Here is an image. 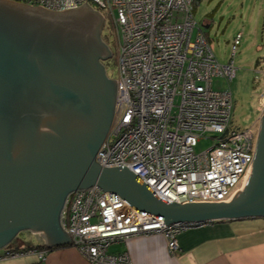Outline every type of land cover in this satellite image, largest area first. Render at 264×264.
Wrapping results in <instances>:
<instances>
[{
  "label": "built area",
  "instance_id": "1",
  "mask_svg": "<svg viewBox=\"0 0 264 264\" xmlns=\"http://www.w3.org/2000/svg\"><path fill=\"white\" fill-rule=\"evenodd\" d=\"M91 1L110 24L115 50L116 98L109 135L98 148L101 167L126 166L168 202L229 201L243 187L254 158L251 128L230 129L231 91L214 90L212 77L235 74L233 59L221 64L196 26L199 0H29L60 11ZM112 25V26H111ZM237 33L232 55L240 43ZM264 66V63L262 61ZM256 110L264 113V87ZM209 134V136H207ZM200 137L213 144L196 152ZM60 224L89 264H132L127 252L108 247L137 236L162 234L170 254L177 237L196 224H165L140 213L120 195L92 185L70 193ZM200 226V225H199ZM36 252L41 260L47 250ZM21 251H6L13 257Z\"/></svg>",
  "mask_w": 264,
  "mask_h": 264
},
{
  "label": "water",
  "instance_id": "2",
  "mask_svg": "<svg viewBox=\"0 0 264 264\" xmlns=\"http://www.w3.org/2000/svg\"><path fill=\"white\" fill-rule=\"evenodd\" d=\"M103 24L86 1L53 11L0 0V249L21 231L40 233L47 248L71 244L61 211L70 193L92 185L167 225L264 217V113L251 174L229 201L168 202L126 166L95 161L117 86L102 63L112 56Z\"/></svg>",
  "mask_w": 264,
  "mask_h": 264
},
{
  "label": "rangeland",
  "instance_id": "3",
  "mask_svg": "<svg viewBox=\"0 0 264 264\" xmlns=\"http://www.w3.org/2000/svg\"><path fill=\"white\" fill-rule=\"evenodd\" d=\"M89 4L93 5V2ZM194 19L196 26L193 29V35L200 26L218 62L227 64L230 59H233L236 67L231 80L221 75L212 77L214 90L228 89L231 91L234 101L232 126L252 127L256 131L255 127L260 117L256 105L264 87V66L262 64V61L264 63V0H199L194 9ZM109 26V21H106L104 30L107 33ZM237 33L241 34L240 43L232 55V43ZM116 44L117 41L112 42V56L102 61L108 77L114 80L116 66L113 48H116ZM255 142L256 137L254 146ZM212 144V138L200 137L194 149L200 152ZM18 237L23 241L36 242L35 236L30 231H21ZM34 250L40 251L41 249L35 248ZM109 251L113 252L111 248Z\"/></svg>",
  "mask_w": 264,
  "mask_h": 264
},
{
  "label": "crops",
  "instance_id": "4",
  "mask_svg": "<svg viewBox=\"0 0 264 264\" xmlns=\"http://www.w3.org/2000/svg\"><path fill=\"white\" fill-rule=\"evenodd\" d=\"M36 242L17 237L0 250V264H89L72 245L53 247L41 260L27 251L4 257L6 249L23 250L30 245L44 246L40 233H31ZM178 250L170 254L162 234L137 236L113 243V253L125 251L132 264H264V217L223 220L191 227L177 237ZM111 252V251H109Z\"/></svg>",
  "mask_w": 264,
  "mask_h": 264
},
{
  "label": "flooded vegetation",
  "instance_id": "5",
  "mask_svg": "<svg viewBox=\"0 0 264 264\" xmlns=\"http://www.w3.org/2000/svg\"><path fill=\"white\" fill-rule=\"evenodd\" d=\"M31 6H34L35 7V5H31ZM37 7V6H36ZM106 27V24H103L102 25V27H101V29H100V37H101V39H102V41L110 48V37H109V35H108V33H109V31H110V29L108 30V33L104 30V28ZM256 131L251 127V129H253L252 131H253V133H254V135H257V131H258V122H257V124H256Z\"/></svg>",
  "mask_w": 264,
  "mask_h": 264
},
{
  "label": "clouds",
  "instance_id": "6",
  "mask_svg": "<svg viewBox=\"0 0 264 264\" xmlns=\"http://www.w3.org/2000/svg\"><path fill=\"white\" fill-rule=\"evenodd\" d=\"M28 4V3H27ZM31 5V4H30ZM36 6V5H35ZM89 6H91V5H89ZM92 8H94L93 6H91ZM95 10H97L96 8H94ZM98 11V10H97ZM102 15V14H101ZM103 16V15H102ZM103 19H104V17H103ZM104 24H106V20L104 19ZM110 27V26H109ZM110 29V28H109ZM109 37H110V31H109ZM112 48V43H111V40H110V50H112L111 49ZM113 50H114V48H113ZM114 52H115V50H114ZM111 53L113 54V52L111 51ZM114 61H115V54H114ZM108 76V75H107ZM234 102V101H233ZM113 116H114V114H113ZM112 123H113V119H112ZM111 127H112V124H111ZM111 127H110V130H109V133H110V131H111ZM109 133L107 134V136L109 135ZM106 136V137H107ZM255 137L257 138V135H255ZM256 143V142H255ZM9 245H11V243L9 244ZM9 245H7L6 247L8 248V246ZM69 245H72V244H69ZM5 248V247H4ZM30 249H35V248H28V249H23V250H20L21 252H24V251H27V250H30ZM43 249H45V250H47L46 248H43ZM43 249H41V250H43ZM6 251H11V252H14V251H17V250H12V249H6ZM48 252V251H47Z\"/></svg>",
  "mask_w": 264,
  "mask_h": 264
},
{
  "label": "trees",
  "instance_id": "7",
  "mask_svg": "<svg viewBox=\"0 0 264 264\" xmlns=\"http://www.w3.org/2000/svg\"><path fill=\"white\" fill-rule=\"evenodd\" d=\"M16 1H20V2H24V3H27L29 0H16ZM209 41V40H208ZM230 129H234V128H237V127H234L232 126V121H231V124H230ZM59 246H70L69 244H61V245H57V246H54V247H59ZM28 248H38V249H43L44 247L43 246H40V245H28L27 247H25L24 249H28ZM47 249V251L51 250L53 247H45Z\"/></svg>",
  "mask_w": 264,
  "mask_h": 264
},
{
  "label": "bare ground",
  "instance_id": "8",
  "mask_svg": "<svg viewBox=\"0 0 264 264\" xmlns=\"http://www.w3.org/2000/svg\"><path fill=\"white\" fill-rule=\"evenodd\" d=\"M251 174V172L249 173V175ZM249 175L247 176V178L249 177ZM247 178H246V180H247ZM245 183H246V181H245ZM245 183H244V185H245Z\"/></svg>",
  "mask_w": 264,
  "mask_h": 264
}]
</instances>
